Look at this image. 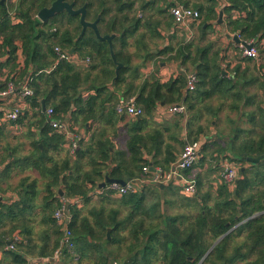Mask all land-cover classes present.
Masks as SVG:
<instances>
[{"label": "trees", "instance_id": "16d2710c", "mask_svg": "<svg viewBox=\"0 0 264 264\" xmlns=\"http://www.w3.org/2000/svg\"><path fill=\"white\" fill-rule=\"evenodd\" d=\"M53 1L20 0L14 10L13 7L8 8L1 4L0 0V55L6 56L12 63L20 61L22 66L19 62L16 64L20 83L27 82L33 91V96L25 101L31 110L36 111L37 121L33 124H38L40 131L39 135L35 133L37 136L30 143L29 153L11 160L5 169L19 163L24 169L35 168L53 178L45 184L41 202V223L47 229L44 245L38 256L44 258L56 254L66 262H75L77 256L79 264L84 261L88 264H131L137 262L138 255L141 256L138 260L141 264L149 263L151 258L158 259L160 264H264V159L256 165L245 161L246 158L264 155V71L261 66L259 75L249 76V82L258 85V89L262 91L261 95H249V105L256 106L255 112L249 113V138L232 148L233 152L228 155L229 162L238 164L239 168L244 167L237 184L228 183L221 178L215 191L200 193L196 183L197 192L194 196L184 197L180 194V212L165 218L150 217V221L145 218L149 214L154 216L156 207L140 212L143 203L141 192L129 193L117 200L120 205L132 206L121 219L119 209L99 208L89 212L91 220L82 214L77 205L69 202L67 210L70 221L67 229L71 235L68 242H64V226L54 217V213L63 205L57 193L60 180L66 198H81L82 202H88L89 193L104 182L105 174L110 179H135L140 177L138 172H142V168L149 165L150 161L146 156L151 150L158 155L161 143L158 131L141 133L144 120L150 117L157 105L163 103L164 106H174L183 101L188 109L200 114L201 109L207 107H190L191 101L209 97L216 92H233V102L242 100L244 96L239 90H231L232 80L221 76L219 53L216 51L208 56L206 51L209 48L204 50L202 59L198 61L200 64L197 66L195 89L188 91L186 95L184 91L187 82L183 77L167 83H160L156 77L142 82L135 80L137 73L131 64L138 56L145 36L137 35L141 18L137 17L133 6L138 4L143 10L152 5V0H66L73 3L75 8L86 5L88 21L93 22L100 16L98 29L101 36L116 35L112 41L113 52L116 61L123 64V68L113 82L115 64L108 44L99 41L90 30L77 40L81 31L78 17L62 12L46 23L38 21L37 13L49 7ZM160 1L164 2L166 9L180 5L197 11L202 20L199 27L201 31L205 25L206 30L210 29L217 22V11H222L227 14V32L239 36L242 41H253L258 51V59L263 57L264 0L158 2ZM136 36L137 41L134 45L130 44L129 40ZM55 48L66 55V59L58 60ZM130 48L136 50L131 53ZM143 49L142 58L147 60L151 53L146 46ZM18 50L20 54H17ZM70 50H73L72 55L68 54ZM181 54L182 48H179L177 55ZM75 58L79 64L72 63ZM86 59H89L88 64H84ZM41 70L49 72L39 74ZM8 80L10 82L0 86V91L7 88V83L17 88L12 78ZM84 92L88 94L85 96ZM132 97L135 104L142 108L143 115L141 120L134 123L136 129L129 135L125 150H115L110 137L99 132L96 135L91 134L88 141L79 138L76 149L71 152V142L65 133L50 126V122L54 121L63 127L72 129L76 125L81 130L88 131L92 122L98 120L106 110L109 116L117 114L116 107L120 99L127 101ZM259 98L260 102L257 104ZM42 100H45V111L42 109ZM237 108L232 106L234 110ZM48 109L52 110L49 118L46 115ZM22 118L20 116L14 125L21 122ZM241 133L239 130L236 132L237 135ZM235 140L239 138L235 137ZM148 142H152V147ZM65 145L64 156L55 158L56 154L64 150ZM7 158L0 155V164L5 163ZM162 158V163L152 164L159 165L161 172H168L174 160ZM22 187L21 198L17 203L1 205L5 212L0 211V216L30 210L36 196L35 182ZM109 193L114 196L113 192ZM156 206H159V202H156ZM184 207L189 212H182ZM155 220L158 222L154 223ZM126 224L131 225L127 237L119 234ZM107 229H110V239L107 238ZM230 229L233 230L229 232ZM52 238L54 241L49 245ZM127 240L130 245L123 250L106 249L108 245L118 247ZM217 241L219 242L216 243Z\"/></svg>", "mask_w": 264, "mask_h": 264}, {"label": "crops", "instance_id": "0c3cea01", "mask_svg": "<svg viewBox=\"0 0 264 264\" xmlns=\"http://www.w3.org/2000/svg\"><path fill=\"white\" fill-rule=\"evenodd\" d=\"M19 2L20 0H4L1 4H5L8 8L13 7L15 10ZM151 3L152 5L143 10L138 4L133 6V11L137 14L138 18H141L137 35L143 34L145 36L144 41L142 40V45L139 47L138 56L131 64V67L135 69L138 75H136L137 78L135 80L142 82L156 77L160 83H167L170 80L183 77L187 82L189 76L195 75L196 77L197 66L200 64L198 61L202 59L204 50L209 48L208 51L205 50L208 56L214 54L216 51L219 53L218 59L221 76L232 80L233 88L231 90L234 92L236 90L241 91L244 97L238 102H233L231 100L233 92L229 91L228 93L216 92L214 95L210 94L209 97H201V99L191 101L190 107L192 105L197 108L198 106L207 107V109H201L200 114H196L188 109L187 104L183 101L176 104L183 107V112L181 113H169L167 108L171 106H164L161 103L155 107L150 117H146L141 127V133L147 134L158 131V138L160 137L161 141L158 155H155V151L151 150L149 155L146 156L150 163L147 167L142 168V172H138L140 177L128 179L135 185L137 189L136 194L143 193L141 194L143 203L140 212L143 209L151 210L153 207H156L154 216L149 214V217L145 218L148 221H150V217L165 218L166 216H173L177 212H180L179 207L180 200H182V192L178 190L180 188L182 191L183 186L180 175L183 178L194 180L197 183L199 192L205 193L207 190H216L222 178L223 170L227 166L232 164L236 169L239 168L238 164L229 162L228 155L233 152L232 148L239 146L244 139L249 138V113H254L256 109L255 104L249 105V95H254L255 93L262 94V91L258 89V85L249 82V76L259 75L261 71L259 69L260 66L264 71V55L258 60L242 56L238 43L233 40V37L236 35L229 34L225 27L227 14L222 13L221 23H218L217 19V22L210 29L206 30L205 25V30L201 31L199 29L202 22L201 19L197 23L178 25L170 14L172 7L166 9V5L163 4L164 2ZM221 12L220 10L217 11L218 17ZM146 23H148V26ZM152 32L155 33L152 34ZM136 39L137 36L130 39L129 43L134 45V42L137 41ZM145 46L151 53L147 60H143L142 58ZM179 48H182L180 56L177 55ZM170 49H173V51L171 52ZM135 50V48H130L129 51L133 53ZM17 54H20L19 50ZM174 56L176 58H173ZM18 62L22 66L19 60L16 63H12L6 56L0 55V86H3L7 81L10 82L8 78H12V82L17 84L16 89H18L16 93L8 97L0 96V155H2V158L11 157L7 158L5 163L0 164V211L5 212L2 210L4 205L17 203L21 198L22 186H25V184L35 182L36 196L32 201L29 211L22 213L17 211L13 214L0 216V219L3 217L0 220V264H79L77 256H75V262L61 260L56 254L44 258L38 256L40 249L44 245V234L47 229V226L41 223V202L44 196L45 184L51 182L53 178L35 168L24 169L19 163H17L18 165L11 166L8 170L5 169L7 163L11 162V160L13 161V159L29 153L31 141L40 133L38 124H33L36 123L37 117L33 115L27 103L25 104L26 108L22 109L21 112L22 117L26 116L24 122L21 121L14 125V123L4 121V114L11 111L14 106L20 105L22 101L19 96V90L24 85V81L20 83L19 69L16 66ZM251 63L254 65L253 68L250 66ZM84 64H88V62ZM209 88L210 86L207 87V90ZM188 91L186 87L184 95ZM83 94L86 96L88 92H84ZM122 102L123 100L120 99L119 103ZM256 102L258 104L260 98ZM232 106L238 108L234 110ZM136 121L138 119L135 116L127 114L119 115L117 113L113 117L109 116L108 110H106L98 120L92 122L88 131L81 130L75 125L72 129L65 126V133L70 142L75 139L76 143H78L79 138L88 141L91 134L96 135L99 132H103L110 137L115 150L120 151L125 150L129 135L133 134L136 129L134 126ZM87 125L89 127V124ZM238 130L242 132L239 135L236 134ZM11 133L14 137L20 139V143L13 144L16 141ZM235 137H238L239 140H235ZM186 142H197L199 144V157L196 163L185 174H181L184 171L177 170L175 175L173 174L168 180H163V177H160L161 175L173 173L172 167L176 166V162ZM148 145L152 147V142H148ZM66 146H64L62 152L55 155V158L64 156ZM7 148L10 150H6ZM225 156L227 157L224 158ZM162 157L168 160L173 158L174 160L168 172H161L159 165L154 166L152 164L153 162L162 163ZM144 168H146V171L143 170ZM34 174H37V176H33ZM106 175H104V178ZM172 178L173 181L170 184L169 181ZM102 183L89 193L88 202H82L81 198H72L70 200L66 198L63 192L62 180H60L57 193L59 188H61L63 196L58 195L63 205L60 210L54 213V217L58 211L63 209L62 220L69 222L70 215L67 210L69 202L77 205L82 214L88 216L91 220L92 217H90L89 212L92 209L99 208L105 210L111 208L119 209V218L125 217L132 209V206L130 204L120 205L117 200L121 197L113 196V194L110 195L106 189L109 184L100 187ZM157 183H162L164 185L163 188L158 187ZM231 190L234 191L233 186H231ZM156 202H159V206H156ZM184 210L189 212V209L186 210L185 207L181 211L184 212ZM55 219L57 220L56 217ZM136 219H139V217H136ZM157 220L160 222V219ZM157 220L154 223H157ZM130 230L131 225L126 224L119 234L127 237ZM231 230L233 229H230L229 232ZM53 241L54 239L52 238L49 245ZM9 245L13 246L12 250L7 249ZM129 245L130 241L127 240L126 243H121L118 247L108 245L106 249L108 251L114 249L123 250ZM140 258L141 256L138 255L137 262L131 264H141L138 262ZM149 260L147 264H160V261L156 258ZM82 264H88V262L84 261ZM235 264L243 263L238 262Z\"/></svg>", "mask_w": 264, "mask_h": 264}, {"label": "built area", "instance_id": "2783aa9c", "mask_svg": "<svg viewBox=\"0 0 264 264\" xmlns=\"http://www.w3.org/2000/svg\"><path fill=\"white\" fill-rule=\"evenodd\" d=\"M170 14L173 17L174 22L178 25H188L190 23H197L200 20V14L197 11L185 8L180 5H175L174 7H172L170 9ZM237 38L240 39L239 36H237ZM246 43L247 45H250L249 49H247L242 44H238L242 51V56L252 59V60H257L259 55H258V51L256 48V44L253 41L246 42ZM55 52L59 56L58 60L66 59V55H63V53H61L59 49L55 48ZM84 62L87 63L88 59H86ZM72 63L78 64L77 59L76 58L73 59ZM42 72L48 73L49 71L41 70L38 73L40 74ZM195 83H196L195 75L189 76L187 79V89L189 91H193L195 89ZM16 91L17 89L11 83H9L5 90L0 91V96L8 97L16 93ZM19 92H20L19 96L22 101L20 105L14 106L11 111H8L4 114V121L7 123H15L17 121V119L21 116L22 109L26 108L25 106L26 102H24L25 99L33 96V91L29 88V85L27 82H24V85L21 87ZM167 110L169 113H181L183 112V107L174 105V106L167 108ZM116 111L119 115L127 114V115H131L135 117H141L143 115L142 108L138 107L135 104L134 98H130L127 101H123L122 103H119L116 107ZM51 114H52V110L48 109L46 111L47 118H49ZM50 126L57 131H63L65 133L66 128L58 124L57 122L51 121ZM65 135L67 136L66 133ZM76 147H77L76 140L75 139L71 140V152H73L74 149H76ZM198 157H199V144L197 142H186L176 162L175 171L173 173H166L163 176L161 175L160 177H163V180H168L173 174L175 175V173H177L176 172L177 170L187 171V170L192 169ZM143 170L146 171V168H144ZM237 170L238 169H236L235 167L232 166V164H230V166H227L224 169V172L222 174V179L228 183L235 182V179L237 177ZM180 178L183 184L182 191H181L182 194L185 195L186 197L194 196L197 192L196 182L192 179L183 178L181 175H180ZM106 189L109 192H113L114 195L118 197H121L123 195H128L129 193L136 194L137 192V189L135 188V185L132 184V182H128L124 186L112 183V184H109ZM62 214H63V209L61 211H58L55 217L57 218L58 222L61 225L65 226L64 228L65 229V241L64 242L67 243L71 233L67 229V224L69 222L62 220L63 219ZM68 245L69 247H71V244H68ZM7 249L12 250L13 246L9 245ZM113 264H116V263L114 262Z\"/></svg>", "mask_w": 264, "mask_h": 264}, {"label": "water", "instance_id": "95a60500", "mask_svg": "<svg viewBox=\"0 0 264 264\" xmlns=\"http://www.w3.org/2000/svg\"><path fill=\"white\" fill-rule=\"evenodd\" d=\"M4 0H1V3ZM62 12H66L68 15L73 16V17H78L79 20V25L81 27V31H80V35L78 37L77 40H79L80 38L83 37V35L85 34V32L87 30H90L93 32L94 36L102 42H106L108 44L109 50H110V55L111 58L113 60V63L115 64V78L113 79V82L117 79L118 74H119V70L121 68H123V64L119 63L116 61L115 56H114V52H113V44L112 41L113 39L116 37L115 34L112 35H105V36H101L99 33V29H98V23L100 21V16L93 22L88 21L86 19V5H83L80 8H75L73 3H69L66 0H54L51 5L49 7L43 8L41 9L36 17L37 19L41 22V23H46L51 17H53L54 15L58 14V13H62ZM221 16H222V12L220 13L219 17H218V23H221ZM233 40L238 43V44H242L243 46H245L247 49L250 48V45H247V43L245 41H241L240 39L237 38V36L233 37ZM73 50H70L68 52L69 55H72ZM42 104V109L43 111H45V100L41 101ZM138 120L140 119V117H136ZM264 159V155H261L259 157L256 158H246L245 161L251 165H256L258 164L261 160ZM175 167H172V171H175ZM151 170L153 172H155V170L153 168H151ZM244 171V167H240L237 170V177L235 179V184L238 183L239 178L241 177L242 173ZM173 181V178L169 181V183L171 184V182ZM131 182L130 179L127 180H119V179H110L108 178V176H105V181L100 185V187H104L106 184H119L121 186H124L126 183ZM157 186L160 188H163V184L162 183H157ZM58 194L60 196H63L62 193V189L59 188L58 190ZM233 194H235V190L233 191ZM109 233H110V229H107V238L109 239ZM220 240V239H219ZM219 241H217L216 243H218ZM215 243V244H216ZM209 252V251H208Z\"/></svg>", "mask_w": 264, "mask_h": 264}, {"label": "rangeland", "instance_id": "374dc122", "mask_svg": "<svg viewBox=\"0 0 264 264\" xmlns=\"http://www.w3.org/2000/svg\"><path fill=\"white\" fill-rule=\"evenodd\" d=\"M159 0H152V2L153 3H157ZM161 2V1H160ZM164 4V3H163ZM161 5V4H160ZM193 10V9H192ZM148 17V16H147ZM149 49H151V48H149ZM89 61V60H88ZM250 66H251V68H253L254 67V65H252V63L250 64ZM254 71H256V70H254ZM249 92H250V90H249ZM31 112L33 113V115L35 116V110H31ZM26 115V114H25ZM25 117L26 116H24L23 118H22V121L24 122V119H25ZM11 135H12V137L14 138V140L16 141L15 143H13V144H18V143H20L19 141H20V139H17L16 137H14V135L11 133ZM184 147V146H183ZM31 171V170H30ZM32 172H35V171H32ZM223 172H224V170H223ZM30 173V172H29ZM36 173V172H35ZM33 176H37V174H34ZM178 191H180L181 192V190H180V188H179V190ZM182 194V193H181ZM183 195V194H182ZM184 197H186L185 195H183ZM112 200H115V199H113V198H111Z\"/></svg>", "mask_w": 264, "mask_h": 264}]
</instances>
